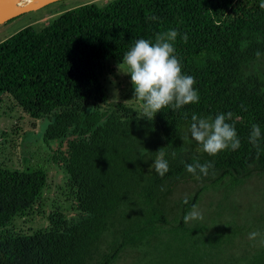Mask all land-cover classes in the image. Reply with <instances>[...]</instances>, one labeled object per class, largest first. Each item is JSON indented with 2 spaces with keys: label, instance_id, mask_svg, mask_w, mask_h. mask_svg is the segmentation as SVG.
I'll return each mask as SVG.
<instances>
[{
  "label": "trees",
  "instance_id": "1",
  "mask_svg": "<svg viewBox=\"0 0 264 264\" xmlns=\"http://www.w3.org/2000/svg\"><path fill=\"white\" fill-rule=\"evenodd\" d=\"M260 3H86L61 12L40 31L28 26L0 43V99L7 95L31 119L47 120L41 124L42 141L64 145L54 160L67 176L74 214L69 218L50 212L42 218L44 226L27 233L9 231L15 218L32 212L40 202L47 175L39 168L17 171L1 165L0 264H117L127 253H136L133 264H264L261 238L237 245L238 238L249 234L242 232L249 225L245 217L238 222L236 214L246 216L250 210L233 208L236 201L230 199L254 176L264 177ZM153 15L159 19H150ZM169 29L179 33L176 55L183 72L195 77L199 103L165 108L151 121H138L134 109L123 103L110 109L102 64L122 63L136 40H154L156 33ZM185 34L187 42L182 39ZM228 112L234 114L229 122H235L240 147L215 156L198 151L189 132L192 115L215 118ZM253 124L261 128L259 148L249 142ZM161 148L169 161L163 177L155 169L149 172ZM197 158L214 165L199 179L186 169ZM188 179H194L197 188L180 201L179 218L170 220L169 198ZM210 188L220 190L213 211L216 220L184 223V216ZM253 242L262 245L254 247ZM239 249L243 252L237 253Z\"/></svg>",
  "mask_w": 264,
  "mask_h": 264
},
{
  "label": "rangeland",
  "instance_id": "2",
  "mask_svg": "<svg viewBox=\"0 0 264 264\" xmlns=\"http://www.w3.org/2000/svg\"><path fill=\"white\" fill-rule=\"evenodd\" d=\"M108 0H65L60 2L50 3L36 10H30L18 18L5 22L0 25V43L10 36L17 33L19 30L32 26L36 31H40L47 24L51 23L61 12L84 5L93 3L100 5ZM17 17V16H16ZM116 61H108L102 64L103 73L102 80L106 88L108 104L110 109H114L119 103L134 109L135 113L142 111L141 102L133 99L134 88L131 84L130 75H122L118 73ZM115 81V83H113ZM118 91V94H117ZM104 107V106H103ZM35 123V128L32 126ZM47 120L35 121L26 115L15 103V101L3 95L0 99V166H6L10 170L21 171L26 168H39L47 175V186L45 187L40 202L35 206L32 212L22 215V218H15L13 224L8 228L9 231L29 232V229H35V226L45 225V214L50 212H63L69 218L74 215L72 212V197H70V189L67 186L68 179L63 171L60 163L54 160L57 152L64 150V145L61 147L59 142L44 143L40 135L41 124L45 125ZM254 178V179H253ZM244 191L240 194L234 192L230 199L236 201L233 208H239L244 213L250 210L248 215L236 214V219L240 222L246 219L248 228L243 229L244 233L260 231L264 233V177L258 178L254 176ZM221 186L214 188H221ZM197 188V183L194 179H188L185 183H179L174 188L170 196V207H173L172 214L168 215L172 220L176 215L180 216L181 207L180 201L191 197ZM220 190H211L203 192L198 202L197 208L203 213V220L190 221L192 225L196 222L204 223L208 218L216 220L214 214V205H218L220 199ZM219 194V195H218ZM223 202L222 208H227ZM237 208V209H238ZM222 211V209H221ZM40 212L39 216L37 214ZM223 214H229L227 210L222 211ZM212 214L214 216L212 217ZM29 215V216H28ZM208 221L210 222V220ZM41 224V225H40ZM250 230V231H249ZM2 231H0L1 233ZM249 234L241 236L237 239V245L244 247L242 241L251 243L248 238ZM255 241V240H254ZM250 245V244H249ZM254 247H260L261 243L252 244ZM259 245V246H258ZM247 247V245L245 246ZM242 253L241 249L236 251ZM136 258V253H127L117 264H133Z\"/></svg>",
  "mask_w": 264,
  "mask_h": 264
},
{
  "label": "clouds",
  "instance_id": "3",
  "mask_svg": "<svg viewBox=\"0 0 264 264\" xmlns=\"http://www.w3.org/2000/svg\"><path fill=\"white\" fill-rule=\"evenodd\" d=\"M260 8L264 9V0H261ZM150 19H159L150 16ZM179 33L177 30L169 29L155 34V39H138L124 53L122 63L117 65L118 73L130 75L131 84L134 88L133 99L141 102L142 111L137 112L136 119L155 118L158 112L165 108L178 110L186 105L199 103V91L195 87L194 76L183 72L181 59L176 55L175 41ZM182 39L187 42V35ZM260 58L261 52L255 53ZM115 83V81H113ZM264 92V89H261ZM118 94V91H117ZM233 113H219L215 118H201L193 114L192 123L189 128L191 138L199 145L198 151L215 156L224 150H237L240 139L233 121ZM238 119V117H237ZM262 138L261 128L258 124H253L249 134V142L259 148L258 141ZM182 140L187 137H181ZM156 158L151 164L149 172L155 169L156 173L163 177L169 171V161L165 159L166 153L163 148L156 152ZM173 158L175 153L172 154ZM214 165L211 162L201 164L199 159L194 163L186 164L189 173L199 179L200 174L207 176L209 169ZM187 202V200H185ZM184 223L190 221L203 220V213L193 206L192 210L184 216ZM261 238L264 243V233L253 231L249 233L250 240Z\"/></svg>",
  "mask_w": 264,
  "mask_h": 264
},
{
  "label": "bare ground",
  "instance_id": "4",
  "mask_svg": "<svg viewBox=\"0 0 264 264\" xmlns=\"http://www.w3.org/2000/svg\"><path fill=\"white\" fill-rule=\"evenodd\" d=\"M50 0H23L10 4L4 11L0 22H6L16 16L27 13L30 10H36L48 4ZM30 9V10H29Z\"/></svg>",
  "mask_w": 264,
  "mask_h": 264
},
{
  "label": "water",
  "instance_id": "5",
  "mask_svg": "<svg viewBox=\"0 0 264 264\" xmlns=\"http://www.w3.org/2000/svg\"><path fill=\"white\" fill-rule=\"evenodd\" d=\"M21 1H23V0H0V19H1L2 15H3L4 11L6 10V8L10 4H12L14 2L18 3V2H21ZM58 1H65V0H50V2H48V3H53V2H58ZM4 23L5 22H0V25L4 24Z\"/></svg>",
  "mask_w": 264,
  "mask_h": 264
}]
</instances>
